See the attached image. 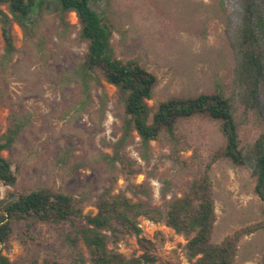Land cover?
Segmentation results:
<instances>
[{"label": "rangeland", "instance_id": "1", "mask_svg": "<svg viewBox=\"0 0 264 264\" xmlns=\"http://www.w3.org/2000/svg\"><path fill=\"white\" fill-rule=\"evenodd\" d=\"M93 7L112 24L116 56L137 60L158 76L151 105L174 95L218 88L232 92L241 0H96ZM29 21L37 24L41 45L14 23L16 52L7 65L0 23V139L16 118L25 124L16 145L4 151L19 175L14 187L0 183V199L8 191L63 184L81 197L85 213H95L94 204L107 188L159 208L181 195L223 144L217 122L201 117L184 120L175 142L166 137L152 141L146 156L133 132L122 151L132 161L133 171L119 162L112 165L108 156L123 135L124 104L120 91L103 78L87 92L70 78L87 51L76 13H67L64 21L52 3ZM258 99L264 113V88ZM259 131L256 122L242 126V145L254 142ZM212 177L218 241L262 220L263 201L254 191L251 166L220 161L214 164ZM140 225L143 236L157 244L158 263L190 264L183 235L164 222L141 218ZM73 234L70 222H38L30 229L24 221L16 222L4 252L19 264H72L77 249L67 236ZM115 246L129 257L142 253L136 236H123ZM79 248L91 264L86 248ZM263 252L264 230L246 235L237 264H260Z\"/></svg>", "mask_w": 264, "mask_h": 264}, {"label": "trees", "instance_id": "2", "mask_svg": "<svg viewBox=\"0 0 264 264\" xmlns=\"http://www.w3.org/2000/svg\"><path fill=\"white\" fill-rule=\"evenodd\" d=\"M94 1L0 0V23L5 41L3 64L7 65L16 52L13 24L17 23L29 40L37 38V24L29 19L47 11L50 4H56L64 21L67 13H76L81 38L87 42L84 59L70 78L79 81L86 92L90 91L92 83H100L103 78L121 93L126 118L123 135L115 144L114 154L108 156L112 165L119 162L124 169L133 171L132 161L122 152L133 132L140 138L146 156L152 141L166 137L175 142L178 126L184 120L198 117L217 122L223 144L211 153L209 161L183 193L173 196L164 208L133 201L122 192L113 194L110 188L95 202V213H85L81 197L63 184L8 191L0 199V264H19L4 251L9 247L14 224L20 221H24L28 229L38 222L51 225L70 222L74 234L68 235L67 240L77 249L72 264L88 262L80 245L86 248L91 264H172L158 263L157 244L143 236L141 218L164 222L183 235L190 264H237L243 238L264 230V113L258 99L264 88V4L258 0H241L242 19L233 43L231 93L218 88L195 95H174L151 105L149 101L154 99L158 76L137 60L125 61L116 56L111 41L112 24L107 15L96 11ZM34 43L41 45L39 38L34 39ZM251 122H256L260 131L254 142L244 146L240 131ZM24 127V120L16 118L0 139V183L3 185L14 187L18 181L19 171L4 151L16 145ZM220 161H229L235 167H252L254 191L263 201V217L258 223L218 241L212 170ZM112 177L113 182L118 180L115 171ZM126 235L137 237L141 254L129 257L115 246ZM45 264L62 263L46 261ZM260 264H264V252Z\"/></svg>", "mask_w": 264, "mask_h": 264}]
</instances>
